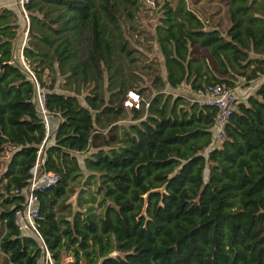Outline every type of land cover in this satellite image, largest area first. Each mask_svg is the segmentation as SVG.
Here are the masks:
<instances>
[{"label":"trees","instance_id":"16d2710c","mask_svg":"<svg viewBox=\"0 0 264 264\" xmlns=\"http://www.w3.org/2000/svg\"><path fill=\"white\" fill-rule=\"evenodd\" d=\"M225 2L224 30L183 0L156 4L148 36L163 74L135 64L122 27L136 28L138 0L23 3L21 53L58 117L39 158L57 179L34 190L35 228L53 264H264V0ZM16 19L0 6V254L4 264H38L41 243L15 223L23 194L14 190L28 183L43 136L33 81L13 58ZM258 78L215 144L214 105L167 90ZM128 89L140 107L122 104Z\"/></svg>","mask_w":264,"mask_h":264},{"label":"built area","instance_id":"2783aa9c","mask_svg":"<svg viewBox=\"0 0 264 264\" xmlns=\"http://www.w3.org/2000/svg\"><path fill=\"white\" fill-rule=\"evenodd\" d=\"M27 0H17L19 9L24 18H27V13L23 8V3ZM18 61L28 71L35 87L34 102L36 108L43 122V136L37 149L36 159L31 168V177L26 186L21 190H14L15 192H22L23 203L22 206L15 210V223L17 228L24 233H31L42 245L46 258L49 259L48 252L42 242V238L35 228L34 218L37 214V198L34 190L39 187L52 184L56 181V173L39 168V158L43 146L52 141V129L49 123V113L45 106V89L39 85L31 70L28 68L22 53H19ZM239 79H243L240 77ZM237 84L235 86H227L224 83L209 82L190 93L189 99L196 100L200 103H208L214 105L216 108L214 116L213 129L215 134L213 136V143L215 144L221 137V131L224 122L226 121L229 112L234 107L237 98ZM142 96L135 89H128L125 92V97L122 99V104L128 107L138 108L141 105ZM147 102L145 101V105ZM51 263V262H50Z\"/></svg>","mask_w":264,"mask_h":264},{"label":"rangeland","instance_id":"374dc122","mask_svg":"<svg viewBox=\"0 0 264 264\" xmlns=\"http://www.w3.org/2000/svg\"><path fill=\"white\" fill-rule=\"evenodd\" d=\"M161 1L162 0H138L137 8L132 9L133 20H131V23L135 25L136 28L135 29L130 28L126 20L122 21V27L124 31L127 33V38L130 44L132 45L133 48L136 49V51L134 52V54L137 55L135 64L139 66L142 63L149 62L153 67H155V65H160L161 72L163 74L159 51L157 49L156 44L153 42V39L148 36V34L153 33V26L155 24L156 17L158 15L156 4ZM166 1L174 5L178 0H166ZM183 1L189 8H191L197 13V15L202 19L206 27L217 26L221 30H224L225 26L228 23L225 0H183ZM58 79H60V77H58ZM253 82L257 86L258 83L260 82V79L258 78ZM243 83L244 82H239L241 87L245 85ZM254 89L251 91L253 92ZM167 90L174 95L181 94L183 96H186L187 98H189L190 93L192 92L189 90L187 84L185 83H182L181 85H179V87L175 89L168 88ZM79 98L81 97L79 96ZM237 98L241 99L239 98V94H237ZM127 120L128 119H124L123 122L126 123ZM83 155H84L83 153H76V156L78 158L81 167H83L81 162ZM7 158H8V152L3 151L0 153L1 163H4ZM1 167L2 164L0 165V168ZM78 187L79 185L73 186L75 192ZM75 192L72 193L65 200V202L68 203L70 206H73L75 204ZM65 209H63L62 211H65ZM41 255L43 257V261H45L47 264H53L50 257L49 259L46 258L44 251L42 252ZM72 255L73 254H71V252H66L62 257V260L63 261L68 259L72 260L73 258ZM0 264H4L3 257L1 254H0Z\"/></svg>","mask_w":264,"mask_h":264},{"label":"crops","instance_id":"0c3cea01","mask_svg":"<svg viewBox=\"0 0 264 264\" xmlns=\"http://www.w3.org/2000/svg\"><path fill=\"white\" fill-rule=\"evenodd\" d=\"M0 6H5L8 8H11L12 10H14L15 14H16V22L19 25V32L17 34V36L13 39V47H12V51H13V58H16L17 56H19V53H21V48L22 45L25 42L26 39V29H27V25H28V16L25 19L24 16L22 15L21 10L18 7L17 4V0H0ZM256 80V79H255ZM254 80L250 81L248 84L244 85V86H240V84L238 83L237 85V94H239V98L243 99L245 98V96L252 92L251 90H253L255 88V84L253 82ZM188 86V85H187ZM58 117L55 114H50L49 115V123H52V130L54 129L56 123H57ZM38 264H47L45 261H43V257L40 258Z\"/></svg>","mask_w":264,"mask_h":264},{"label":"water","instance_id":"95a60500","mask_svg":"<svg viewBox=\"0 0 264 264\" xmlns=\"http://www.w3.org/2000/svg\"><path fill=\"white\" fill-rule=\"evenodd\" d=\"M72 254V253H71Z\"/></svg>","mask_w":264,"mask_h":264}]
</instances>
